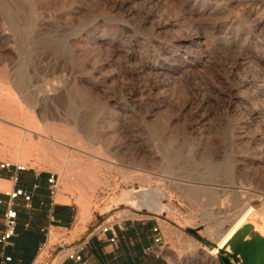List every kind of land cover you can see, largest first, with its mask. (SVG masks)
Here are the masks:
<instances>
[{
  "label": "rangeland",
  "instance_id": "1",
  "mask_svg": "<svg viewBox=\"0 0 264 264\" xmlns=\"http://www.w3.org/2000/svg\"><path fill=\"white\" fill-rule=\"evenodd\" d=\"M29 118L44 136L21 149ZM0 123V159L53 175L81 220L153 214L107 206L163 189L175 210L157 214L186 229L172 249L204 264L191 234L211 249L247 208L264 232V0H0ZM58 135L93 191L39 151Z\"/></svg>",
  "mask_w": 264,
  "mask_h": 264
},
{
  "label": "crops",
  "instance_id": "2",
  "mask_svg": "<svg viewBox=\"0 0 264 264\" xmlns=\"http://www.w3.org/2000/svg\"><path fill=\"white\" fill-rule=\"evenodd\" d=\"M50 174L26 168L17 171L0 168V235L5 229L4 215L8 207L17 211L14 235L0 243V264H190L193 257L178 255L186 234L184 226L158 214L133 213L114 220L110 231L100 232L106 220H81L80 212L70 203L56 202L50 195ZM23 188L31 195L30 206L18 197L12 201L9 191ZM57 195V194H56ZM11 202V203H10ZM109 220V218H108ZM188 232V231H187ZM57 241L49 246V239ZM195 240L198 257L204 264L210 260L208 242L199 235ZM114 236L115 241L109 238ZM159 240L156 241L155 239ZM49 248L40 259L42 250ZM49 246V247H48ZM148 247L151 249L148 250ZM205 247V248H204ZM77 250L81 260L67 258L66 252ZM9 257V259H6ZM192 258V259H191ZM220 264V257L215 255Z\"/></svg>",
  "mask_w": 264,
  "mask_h": 264
},
{
  "label": "bare ground",
  "instance_id": "3",
  "mask_svg": "<svg viewBox=\"0 0 264 264\" xmlns=\"http://www.w3.org/2000/svg\"><path fill=\"white\" fill-rule=\"evenodd\" d=\"M8 113V112H6ZM10 114V113H9ZM15 114V113H14ZM12 117V116H11ZM16 118V117H15ZM17 119V118H16ZM3 120V119H2ZM27 122V121H26ZM28 122H32L30 125L32 126L31 128H27V126L23 127L26 131V133H28V140L29 142L25 141V138H22V143H21V149L23 148H28L30 143H32V135L36 134L37 138L44 136V134H41L39 132H35L33 130V126H34V122L31 118H29ZM2 124V123H0ZM7 124V123H6ZM27 125V124H26ZM8 126V125H7ZM12 126V125H11ZM2 127V126H1ZM66 131V130H65ZM66 135L70 136L71 140L73 142H78L80 140V136L77 132H75L73 129H70L69 131L67 130ZM64 133V134H65ZM38 134L40 136H38ZM14 135V134H13ZM22 137V136H21ZM44 138V137H43ZM46 138V137H45ZM59 138H61V135H58V138H54L53 140L56 142L54 145L48 143L47 140H39L38 142V149L40 152L46 154V156H50L51 157H57L62 161L61 162V167L60 169L64 172L66 178H68L71 182V184L75 185V186H79L81 188H83V190H94L95 186L98 184V181L92 173H90L89 171H83L81 169V167L79 165L81 164H77V158H80L79 155L77 154V152L75 151L77 148L73 147V150H70V148H68V150H66V152L62 153V150L64 149L63 145H65L66 147V143H64L63 141H60ZM8 140V139H7ZM90 144V143H89ZM73 145V144H71ZM80 145V144H79ZM70 146V145H69ZM68 146V147H69ZM78 146V145H76ZM2 147V146H1ZM8 147V146H7ZM72 147V146H71ZM80 151V148L79 150ZM82 152V151H80ZM48 153V154H47ZM86 153V151H85ZM22 154L23 151L20 150V152L18 153V158H22ZM80 154V153H79ZM81 155V154H80ZM104 157V156H103ZM53 159V158H51ZM82 159V158H81ZM100 159V158H99ZM104 159V158H103ZM98 161V160H97ZM105 162V161H104ZM103 162V163H104ZM108 162V161H107ZM81 163V162H80ZM109 163V162H108ZM104 165V164H103ZM82 166V165H81ZM109 166V165H108ZM107 167V166H106ZM85 170V169H84ZM92 171V170H91ZM135 172V171H134ZM144 173V172H143ZM95 174V173H94ZM147 174H133L130 171H128V173L125 174L126 179H133L136 178L137 180H145V181H149L153 179L152 176L147 175L148 177H152L151 179L148 178L146 176ZM160 178V177H159ZM158 179V178H157ZM161 180H164V178H160ZM139 180V181H140ZM69 181V182H70ZM152 183V182H151ZM172 183V182H171ZM174 183V182H173ZM70 184V183H69ZM70 184V185H71ZM68 185V183H67ZM68 185V186H70ZM100 185V184H99ZM72 187V186H70ZM169 187V186H168ZM172 187V186H171ZM178 187V186H177ZM65 189H67V186L65 187ZM70 189V188H69ZM178 189V188H177ZM240 189V188H239ZM173 190V189H172ZM83 191V192H84ZM137 191H144L143 192V196L141 198L134 196L133 194ZM175 191V190H174ZM176 192H179L176 191ZM85 193V192H84ZM86 194V193H85ZM91 195V193H90ZM166 196V193L164 192L163 189L159 188L158 186H148V187H140L139 189H133V190H124L121 192V194L119 196H117L116 198L112 199V203L110 205L107 206V209L109 208H115L120 204H125L128 205L130 207L133 208H141L143 206L151 209V210H155L158 212H174V206L172 204H164L161 202V199L164 198ZM243 196V195H241ZM57 197V195H56ZM90 197V196H89ZM88 197V198H89ZM92 198V196H91ZM90 200V198H89ZM225 202V201H224ZM85 203V202H84ZM223 203V202H222ZM83 207V204L81 205ZM110 210V209H109ZM251 208H247V210H244L243 212H241V214L239 215V217L236 219V221L232 224V226L220 233L217 237V242L216 245L211 248V250L208 252L212 257V261L215 262V264H218L216 259H215V255L216 253L220 250V249H229V240L233 237V235L246 223H250L253 226V229L250 233H255L258 232L260 235L264 236V232L261 230V227L258 224H255L254 222H252L249 219L250 213H252ZM255 213V212H254ZM258 214V213H255ZM87 215V214H86ZM259 215V214H258ZM85 216V215H84ZM83 217V216H81ZM254 217V216H253ZM261 217V216H260ZM249 237V235L247 236ZM53 239V237H51L49 239V244L50 241ZM190 239V238H189ZM189 241V240H188ZM191 242L195 243V240L190 239ZM187 242V241H186ZM52 243V242H51ZM192 243V244H193ZM188 244V242H187ZM191 244V245H192ZM189 245V244H188ZM190 245V246H191ZM195 246V245H194ZM205 248V247H204ZM47 246L46 248H44L42 250V254L40 255V259L44 256V254L47 252Z\"/></svg>",
  "mask_w": 264,
  "mask_h": 264
},
{
  "label": "water",
  "instance_id": "4",
  "mask_svg": "<svg viewBox=\"0 0 264 264\" xmlns=\"http://www.w3.org/2000/svg\"><path fill=\"white\" fill-rule=\"evenodd\" d=\"M143 192L137 191L133 195L141 198L144 195ZM142 208L151 210L145 206L136 209ZM157 212L154 213L157 214ZM158 213L161 214V212ZM252 229V224L246 223L233 235L228 243L230 254L226 253L221 257L222 264H231V256L240 261V264H264V236L258 232L250 233Z\"/></svg>",
  "mask_w": 264,
  "mask_h": 264
},
{
  "label": "built area",
  "instance_id": "5",
  "mask_svg": "<svg viewBox=\"0 0 264 264\" xmlns=\"http://www.w3.org/2000/svg\"><path fill=\"white\" fill-rule=\"evenodd\" d=\"M11 167H14L17 171H23L26 169V167L22 164L12 163L10 161L0 159L1 169H10ZM48 182L50 184V195L54 197L57 191V187H58L57 179H54V176L50 175L48 178ZM8 195H9L10 201L18 197H22L25 200L26 206H30L31 195L27 191H25L23 188H15L9 191ZM16 217H17V211L12 206L8 207L4 215L5 229L3 233L0 235V243H6L14 235L15 227H16ZM112 222L113 221H110L107 219L106 224L101 226L100 232L102 234H105L108 231H110ZM155 240L158 241L159 239L156 238ZM109 241L114 242L115 237L114 236L110 237ZM149 249L151 248L148 247V250ZM228 253L230 254V252ZM65 256L69 259H73L76 261L81 260V255L77 250L68 251L66 252ZM6 259H9V257H7ZM230 261H231V264H240V261L234 259L232 256L230 257Z\"/></svg>",
  "mask_w": 264,
  "mask_h": 264
}]
</instances>
